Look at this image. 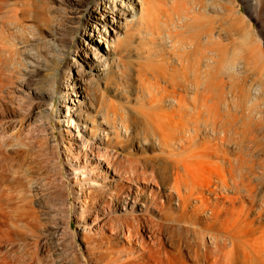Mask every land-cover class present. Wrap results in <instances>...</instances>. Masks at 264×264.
Wrapping results in <instances>:
<instances>
[{
	"label": "rangeland",
	"instance_id": "rangeland-1",
	"mask_svg": "<svg viewBox=\"0 0 264 264\" xmlns=\"http://www.w3.org/2000/svg\"><path fill=\"white\" fill-rule=\"evenodd\" d=\"M96 1L0 0V224L6 230L0 238V259L6 257L14 264H105L119 251L121 257H138L141 252L130 248L139 246L140 237L158 236L171 249L162 264H183L173 255L179 238L170 237L166 228L158 232L149 226L172 224L183 210L198 205L199 214L185 220L211 219L227 223L226 228L235 223L252 238L243 231L240 236L250 241L256 235L254 240L263 248L264 232L259 231L264 228L259 227H264V176L259 163H264V0H142L146 20L134 23L122 39V67L127 70L116 73L106 101H94L91 116L101 120L109 99H117L123 109L139 106L164 92L165 80L172 75L179 81L184 70L181 83L186 99L177 124L182 126L171 139V131L155 125L159 144L134 129L121 135L116 146L106 144L115 140L111 132L106 141L93 139L90 120L79 126V132L74 125L67 132L61 115L64 104L74 105L65 102L61 93L62 86L72 85L65 66L81 64L80 50L86 47L81 41L87 38L81 9H95ZM94 40L97 47L98 37ZM28 54L35 57L32 63L26 60ZM132 67L149 75L133 78L127 72L132 73ZM83 70L90 69L83 63ZM92 73L97 77L96 71ZM214 78L224 83L217 90L208 87ZM43 92L51 94L47 97ZM119 112L124 117V111ZM229 118L231 125H224ZM112 126L107 119L101 128L108 131ZM244 128L254 133H245ZM166 160L190 167L185 172L190 171L188 177L184 172L183 177L176 175L182 177L183 186L187 183L181 191L199 194L198 199L181 200L160 183L157 166ZM202 162L206 167L200 165L205 167L200 174H204L196 176ZM190 174L192 184L197 177L205 183L199 180L191 186L186 179L191 180ZM129 187L131 198L126 199ZM117 190L123 195L117 196ZM204 205L206 214L201 212ZM126 213L140 217L142 223L128 229L122 221ZM102 234L110 242L98 241ZM214 235L221 240L223 232ZM180 246L184 264H194L186 243L181 241ZM210 250L216 253L213 247Z\"/></svg>",
	"mask_w": 264,
	"mask_h": 264
},
{
	"label": "bare ground",
	"instance_id": "bare-ground-1",
	"mask_svg": "<svg viewBox=\"0 0 264 264\" xmlns=\"http://www.w3.org/2000/svg\"><path fill=\"white\" fill-rule=\"evenodd\" d=\"M96 6L97 7L95 9H92V8L89 9L88 8L89 6H85V7L83 6L84 8L81 9V11L84 12L83 15L86 16L85 34L87 37L85 41L81 40L82 44L86 43V47L84 49L81 48V46H80V48H81L80 57L82 58V63L77 64V63L73 62V63L66 64V66H65V72L67 74V82H72V85L70 84L68 86H62L61 93L64 94V97H65L64 101L65 102L68 101L69 103L75 105V106L74 105L69 106V105L64 104V107L66 108V110H65L66 112L65 111L62 112L61 115L65 117L64 124L66 125V128H67L66 131L71 133L70 128L74 125V127H76L78 129V132H79V126H81V124L82 125L85 124L87 121L90 120V122L92 123L90 128L92 131V138L93 139H98L99 141H101V140L106 141L107 136L109 135L108 134L109 132H111L113 134V137L115 136L114 137L115 140L114 141L111 140V141H113V142H111L112 144L107 140V142H106L107 145L116 146L118 143V138L121 135H127V134H129V132L131 130H134V129H136V131L138 129L143 130L145 132V135H146V136H144L145 139L146 138L149 139V142L151 141L150 139H152V141H153V142L151 141L152 143L156 142V144H159L160 140L158 139L157 135L154 133L155 131H158L155 127V125H157V126L161 127L163 130L171 131L173 133V135L171 136V139H172L174 136L177 135V131L179 133V130L182 126V125L178 126L177 124L181 120V113H178V111L180 110L181 105L183 106L185 99H186V97H184V95L182 93L183 85L181 83V79L185 75L184 70L179 72V75H180L179 81H176L174 79V75H172L169 80H165V84L163 85L164 92L160 93V95L157 94L154 96H150L147 101H144L143 104H140L139 106L133 104L131 107L129 106L130 108L126 107L125 109H123V105L121 106V104H119L120 102H118L117 99H115L116 101H114V99H109V103H108L109 108H105V114H104L103 118H101V120H98L97 118L94 119L93 115L91 116L90 109L92 108L94 101L96 99H98V100L102 99V100L106 101V99L108 98L107 97L108 86L111 85L116 80L115 79L116 73L119 70H121V71L125 70V69H123L124 66L122 67V57L123 56L121 54V51H122L121 48L123 46L122 39L124 38L126 33H128V31H127L128 28L131 27L134 23L135 24L140 23V22L144 23L143 21L146 20V19H144L145 15H146V10L144 8L142 0H97ZM148 19H149V16L147 18V21H148ZM151 21H152V19H151ZM137 26L139 27L138 24H137ZM145 26L146 25L144 24V27ZM95 36L98 37L97 42L100 43L97 47H93V44L95 41L94 40ZM80 44H81V42H80ZM99 50L103 51L104 54L107 55V57L103 58L102 55H100V53L98 52ZM247 50H249V49H247ZM28 55L29 56H27L28 58L26 57V60L28 62L32 63V61H33L32 59H34L35 57L32 56L31 54H28ZM83 63H84V65L89 67V69H90L89 72H86L85 70H83ZM130 63H131V61H130ZM114 67L116 68V70ZM26 69H27V67H26ZM142 69H144V68H142ZM126 70H127V68H126ZM173 70L177 71L178 69L174 68ZM57 71L58 70L56 69L55 73ZM93 71H96L98 73L97 77L94 76V74L92 73ZM131 71H132V73L130 72V70L127 72L129 73V75L131 77L137 78V79H141V77H144L145 75L147 76V74L149 75V73L146 72L147 70L145 71L146 73L140 72V70L139 69L137 70L135 67ZM142 73H145V74H142ZM71 78H73V80ZM101 81H103V86L101 85ZM56 84H57L56 80L53 79V82H52V90L53 91L55 89ZM221 85H224V83ZM221 85L214 78L213 81L208 84V87L211 89L217 90L218 88H220ZM242 89H244V88H242ZM53 91H52V93H53ZM219 93L220 92L217 93V97H218ZM42 94H43V96L49 97L50 96L49 94H51V93L43 92ZM221 94L223 95V93H221ZM233 99H234V97H233ZM237 101H239V100L237 99ZM217 103H219V105H220V102H217ZM232 103H233V101H232ZM215 106L219 107L217 104ZM119 110L124 111V115H123L124 117H122V115H120ZM218 112H219V110L216 109L215 113H218ZM233 113L235 114L234 117H237L236 113L232 112V114ZM152 114H155V115H152ZM232 114H230V115H232ZM74 116H76V117L74 118ZM152 116H156V118H152ZM234 117H232V118H234ZM218 118H220V116L217 114L216 119H218ZM232 118H231V120H233ZM107 119H109L111 125H113L110 128V130H108V131L106 130V128H101V125L104 124ZM154 119H157V122H155ZM219 120H221V118ZM233 122H235V121L233 120ZM223 124L224 125L228 124L230 126L231 125L230 124V118L227 119L226 121H223ZM183 127L186 128L185 126H183ZM255 127H256V125H255ZM258 127H260V125ZM245 129L246 128L243 129L245 133L247 130L249 132H251L252 134L254 133V130H252L250 128H248L246 131H245ZM182 130H183V128H182ZM144 143H145V141H144ZM196 146H198V145H196ZM127 150H129V149H127ZM106 153H108V152H105V154ZM223 153L224 152H222V154ZM172 156H174V154ZM224 157H225V155H224ZM171 158L172 159H170V158L169 159L173 160V157H171ZM129 160L131 162L136 161L134 158H131V157L129 158ZM112 164H114V163H112ZM118 164H116V165H118ZM202 164L204 165V163L202 162L198 166L199 172L195 170V168H198V167L197 166L194 167V164H193L194 172L196 171V173L197 172L199 173V174L197 173L196 176L201 175L200 174L201 170L205 169V167H206L205 165H204L205 167L203 166L204 168L200 167V165H202ZM259 164L262 165V167H263V171H261V175L264 176V166H263L264 163L260 162ZM157 168H158V172H160V174H159L160 181H161L160 183L165 185L168 189H170V191H173L174 193H176L178 197L183 198L181 200H188L192 196L195 197L194 199H198L197 196L199 194H195L196 195L195 196V195H193V193H191L192 191H189V190L184 191V192L181 191L182 188H184L185 186L187 188V183H185V182L187 180L189 182L192 181V179L194 177V175H193L194 173H193L192 174L193 176L190 174L191 180H189L188 178H186L187 180L183 179L185 181L184 182L185 186H183L184 184L181 182L182 181L181 179L183 176L188 177V175H186V174H188L190 171L189 172L187 171V173H185V172H186V170H190V169H188V168H190L189 166L187 167L186 164L185 165L182 164V165L177 166L175 163L172 164V162H167V160H166V161H160ZM193 169H191V170H193ZM172 170H174V171H172ZM181 172H184L185 175H183V176L180 175ZM192 172L193 171H191V173ZM176 173H177V175L179 174L178 175L179 177L180 176H182V177L180 179H178L179 177L176 175ZM219 173L217 175H219V177H222L220 175L221 173L220 174ZM225 173H227V172H225ZM225 173L223 172V175H225ZM173 174H175V175H173ZM176 176H177V178H176ZM205 176H206V173H205ZM225 176H223V178ZM258 177L261 178L260 176H258ZM197 178L199 181L200 177H197ZM263 178L264 177H262V179ZM196 179L194 178V180H196ZM205 179H206V177H205ZM220 180H221V178H220ZM224 180H226V179H224ZM198 181H195V183H197ZM201 181H202V177H201V180L199 183L200 184L205 183L204 181L201 183ZM222 182L224 183V181H222ZM190 183L189 184L191 186L193 184H194L193 186L196 185L195 183H193V184H192V182H190ZM199 183H198V185H199ZM249 183L251 184V181ZM189 184H188V187L190 186ZM224 184H226V183H224ZM204 185L205 184H203V186ZM205 186H207V185H205ZM222 187L224 188V187H226V185L222 186ZM130 188L131 187H129L127 189L128 193H125L126 199L131 198L130 197L131 193L129 192V191H131ZM226 188H228V187H226ZM250 189H252V188L250 187ZM208 190H209V192L215 191V190L210 189V188H208ZM185 192H186V194H185ZM115 193L117 196L123 195L118 190ZM208 198H209V196H208ZM135 202H136V200L134 197V203ZM205 205H207V204L205 203ZM209 205H211V204H209ZM131 206L133 207L134 204H131ZM199 212H200V206L198 205V207H196L195 209L192 208V209H190V211H187L186 209L183 210L179 214L178 219H172L171 222H174L172 224H166V223H155L154 224L153 223V225L151 224L149 226L152 229L157 230V231L163 230L164 228H166L169 232L170 237H172L174 240L179 238V240H178L179 243L177 245H174L175 247L174 246L172 247V248H174V254H173L174 259H175V257H178L180 260L178 262L182 261V263L184 264L185 261H184V256H183V252H182V246H180V242L184 241L186 243V246L188 247L187 248L188 251H190V255L192 257L194 264H264V250H263L264 244L262 243L263 248H261V246H260L261 243H258L259 241L258 242L255 241L257 239V238H255L256 235L252 234L254 236L255 240L251 239L252 240V241L250 240L252 242L251 243L249 241V239L247 238V236H249V235L245 234L246 230L244 231L243 230L244 228L243 229L240 228L241 230H239L238 226L236 227L235 223H234L235 226L233 225L235 228L233 226H230V225H229V228H226L225 225L227 223L223 222V223L218 224L214 220H211V219H206L204 221H199L198 219H196L195 221H192V222L185 220L187 218V215H191V214L196 215V214H199ZM201 212L203 214H206V212H207L206 206H205V209L202 210ZM257 212L258 211L255 212L256 215L258 214ZM144 219L146 220V218H144ZM149 220H150V218H149ZM122 221H125V226H127L128 229H130V228H134L135 224L140 223L141 218L138 216H135V215L127 214L126 220H122ZM259 228H264V227L263 226L261 227V224H260ZM248 229L250 231V228H248ZM205 231L207 232L206 236L204 235ZM218 231L223 232V237L221 238V240L218 239L214 235V233L218 232ZM240 231H243L244 234L247 236L246 237L240 236ZM255 231L256 230H254V233H255ZM259 232H264V230L259 231ZM250 233H248V234H250ZM5 234H6V230H5L4 226H2L0 224V238L3 237ZM191 234H192V237H191ZM127 237H128V235H127ZM129 237H133L132 232L129 234ZM144 237H142V236L140 237V241L138 243L139 246L131 247V248L129 247L130 251L132 250V251L141 252L138 257H133V256H129V255H127V257H121L122 252L117 251L118 254L112 255L113 257L111 258V260L106 262L105 264H162L165 261V258H167V256L171 255V251H170L171 249L168 250L166 248L167 246H165V244L163 243L164 241H162L161 238H159L158 236H155L153 240L151 237H150L151 238L150 240H147ZM249 237H251V236H249ZM259 237L260 236H258V238ZM108 238L103 236V234H102V235H100L98 241L100 240L101 242H103V240H108L110 242V240ZM37 240L39 241V239H37ZM95 240L96 239L94 238V241ZM89 241L90 240H87L86 242H89ZM131 241H129V242H131ZM253 241H255L257 244L255 242L253 243ZM249 242L253 245L249 244ZM262 242H264V241H262ZM210 247H213L215 249V251H216L215 254L211 253ZM89 248H90L89 253L91 255H93L95 252V251H93L94 249L91 247H89ZM130 251H128V252H130ZM96 253L101 255L102 251L98 250ZM0 264H14V263H13V261L7 260L6 257H4V258L0 259Z\"/></svg>",
	"mask_w": 264,
	"mask_h": 264
}]
</instances>
